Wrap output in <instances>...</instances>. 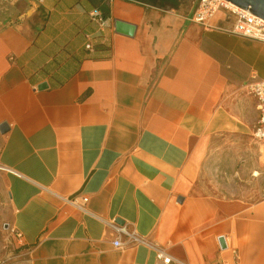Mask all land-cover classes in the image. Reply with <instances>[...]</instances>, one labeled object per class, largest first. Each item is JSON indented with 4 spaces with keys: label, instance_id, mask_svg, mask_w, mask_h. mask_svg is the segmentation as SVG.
<instances>
[{
    "label": "crops",
    "instance_id": "0c3cea01",
    "mask_svg": "<svg viewBox=\"0 0 264 264\" xmlns=\"http://www.w3.org/2000/svg\"><path fill=\"white\" fill-rule=\"evenodd\" d=\"M196 8L12 0L0 14V176L29 264H264V198L198 188L213 137L259 116L248 84L264 80V42ZM113 222L146 242L115 247Z\"/></svg>",
    "mask_w": 264,
    "mask_h": 264
},
{
    "label": "rangeland",
    "instance_id": "374dc122",
    "mask_svg": "<svg viewBox=\"0 0 264 264\" xmlns=\"http://www.w3.org/2000/svg\"><path fill=\"white\" fill-rule=\"evenodd\" d=\"M156 1L163 2L167 7L181 3L188 9H195L199 3V0ZM11 4L12 0H0V14L6 12ZM251 131L229 132L213 137L201 164L199 190L220 200L239 198L254 203L264 198L261 142L253 137ZM10 213L3 178L0 176V264H29L28 251L8 224Z\"/></svg>",
    "mask_w": 264,
    "mask_h": 264
},
{
    "label": "built area",
    "instance_id": "2783aa9c",
    "mask_svg": "<svg viewBox=\"0 0 264 264\" xmlns=\"http://www.w3.org/2000/svg\"><path fill=\"white\" fill-rule=\"evenodd\" d=\"M220 9H225L235 15L236 21L232 31L236 34L243 35L249 38L264 42V19L252 13L249 9L241 8L228 0H199L198 6L192 16L193 20L199 23H207ZM91 21L97 26L98 30L103 33L107 28L111 27V21L105 17L102 10L98 7L93 8L89 12ZM88 42L86 48L94 49V36H87ZM253 80L248 84L249 93L255 97L256 106L259 116L254 123L252 134L259 141L264 140V80L252 77ZM74 204L79 205L77 197L70 199ZM83 201H87L84 198ZM111 226L116 230L117 237L113 241L115 247H122L125 242L122 236H126V241L130 244L146 242L135 232L128 230L125 226L118 223H111ZM17 236L21 239L22 235L12 228ZM158 258L163 259L165 263L171 261V256H166L162 250H158Z\"/></svg>",
    "mask_w": 264,
    "mask_h": 264
},
{
    "label": "water",
    "instance_id": "95a60500",
    "mask_svg": "<svg viewBox=\"0 0 264 264\" xmlns=\"http://www.w3.org/2000/svg\"><path fill=\"white\" fill-rule=\"evenodd\" d=\"M228 1L234 3L235 5L241 8L249 9L252 13L264 19V0H228ZM115 28L118 32H124L130 34L133 33L131 32V29H133V27L120 20L115 21ZM47 87L48 84L43 83L39 86V89H44ZM0 129L2 132H6L7 130H9V125L7 123H3L0 126ZM220 242L222 247L226 246V241L224 237L220 238Z\"/></svg>",
    "mask_w": 264,
    "mask_h": 264
},
{
    "label": "trees",
    "instance_id": "16d2710c",
    "mask_svg": "<svg viewBox=\"0 0 264 264\" xmlns=\"http://www.w3.org/2000/svg\"><path fill=\"white\" fill-rule=\"evenodd\" d=\"M150 2L155 3V4H157V5H160V6H165L163 2H157L156 0H152V1H150ZM178 4H179V3H177V5H178Z\"/></svg>",
    "mask_w": 264,
    "mask_h": 264
}]
</instances>
